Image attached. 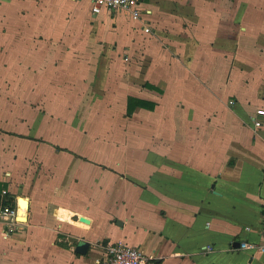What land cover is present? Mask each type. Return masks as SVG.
Here are the masks:
<instances>
[{"label":"crops","instance_id":"0c3cea01","mask_svg":"<svg viewBox=\"0 0 264 264\" xmlns=\"http://www.w3.org/2000/svg\"><path fill=\"white\" fill-rule=\"evenodd\" d=\"M144 1L111 39L125 13L90 0H0L1 82L47 112L0 117V213L27 203L21 231L0 216V264H104L110 243L264 264L236 250L264 228V0Z\"/></svg>","mask_w":264,"mask_h":264},{"label":"built area","instance_id":"2783aa9c","mask_svg":"<svg viewBox=\"0 0 264 264\" xmlns=\"http://www.w3.org/2000/svg\"><path fill=\"white\" fill-rule=\"evenodd\" d=\"M92 5V14L99 15L104 10L113 13H125L134 21H141L148 12L144 0H90ZM254 129H260L264 124L251 117ZM1 218L6 221V227L9 234L22 230V222L18 220L16 209L13 202L5 205L0 213ZM239 247L237 251L251 252L255 254L264 253V228L259 241L243 240L242 237L237 241ZM212 248L209 247L208 251ZM107 257L104 264H156L140 248L131 247L124 243H110L106 249Z\"/></svg>","mask_w":264,"mask_h":264},{"label":"rangeland","instance_id":"374dc122","mask_svg":"<svg viewBox=\"0 0 264 264\" xmlns=\"http://www.w3.org/2000/svg\"><path fill=\"white\" fill-rule=\"evenodd\" d=\"M86 3H88V0H86ZM100 16H102L105 20H108V18H110L108 16V14L106 13H102ZM115 18V23H116V29L113 31V29L109 28V23L107 22L108 28L109 30L112 32V35L116 32V33H121V29H127V32H131L132 29V20L130 17H128L127 15L123 14V15H118L117 17H113ZM129 34V33H127ZM114 37V35L111 37V39ZM118 41L119 47H122L123 42L120 40H115V42ZM121 42V44H120ZM97 60V59H96ZM122 63V60H120ZM131 62H133V60L131 59ZM117 65H120V63L118 62ZM123 65V64H122ZM126 67L129 65V62L125 63ZM93 67L95 66L96 69L101 68L98 65H92ZM80 77L85 76V75H79ZM0 78V117L2 119L7 118L11 112H14V117H15V121L16 123L19 122L20 123V119H18V117H20L22 114L27 116V119H30L31 116H33L34 114H40L42 115L43 113H47L45 110L44 106H38L39 102L37 99H33L32 103H36V105H32V106H24L22 104H20V100L19 98L22 97V90H15L13 91L12 89H9L8 86L6 87L5 84L3 85L1 82ZM44 88L42 87L41 89L39 87H36V89L34 90L33 94L36 96V98L40 97L43 93H44ZM84 100V104H88L90 105V107H92L91 105L94 103L92 99H90L89 97H83ZM77 106H74V109L76 110ZM59 109H61L60 112H62V110H64V107H59ZM74 110V111H75ZM87 110V106H82L79 105V112H83ZM5 124L9 123L4 122ZM34 124H36V129H40V127H42L44 125L43 120H39L36 119V121H34ZM101 125L102 123H97V122H90L88 123L89 128L91 129H95V127H97L98 125ZM5 129H1V131L3 133H8V131L6 130L7 128L4 127ZM73 142H80L79 139L74 138ZM0 145L4 146L5 148H7L8 146H10V143H8L6 141V139L2 138L0 139Z\"/></svg>","mask_w":264,"mask_h":264},{"label":"water","instance_id":"95a60500","mask_svg":"<svg viewBox=\"0 0 264 264\" xmlns=\"http://www.w3.org/2000/svg\"><path fill=\"white\" fill-rule=\"evenodd\" d=\"M90 245L86 242H81L79 244V246L77 247L76 249V252L79 253V254H86L88 252V249H89ZM237 247H239V243H237Z\"/></svg>","mask_w":264,"mask_h":264},{"label":"bare ground","instance_id":"6f19581e","mask_svg":"<svg viewBox=\"0 0 264 264\" xmlns=\"http://www.w3.org/2000/svg\"><path fill=\"white\" fill-rule=\"evenodd\" d=\"M26 208H27V203L25 201H22L21 202V211H20V215H19L20 221L26 220Z\"/></svg>","mask_w":264,"mask_h":264},{"label":"trees","instance_id":"16d2710c","mask_svg":"<svg viewBox=\"0 0 264 264\" xmlns=\"http://www.w3.org/2000/svg\"><path fill=\"white\" fill-rule=\"evenodd\" d=\"M134 105L133 104H130L129 105V113L134 109ZM1 201V200H0ZM12 202V199H11V197H7V200L5 201V203H4V205H7V204H9V203H11Z\"/></svg>","mask_w":264,"mask_h":264}]
</instances>
